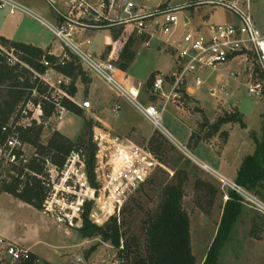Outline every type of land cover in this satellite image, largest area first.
I'll list each match as a JSON object with an SVG mask.
<instances>
[{
  "label": "rangeland",
  "instance_id": "rangeland-1",
  "mask_svg": "<svg viewBox=\"0 0 264 264\" xmlns=\"http://www.w3.org/2000/svg\"><path fill=\"white\" fill-rule=\"evenodd\" d=\"M20 1L50 19L53 17L52 10L44 0ZM160 1L182 5L188 0H151L150 4L157 5ZM251 10L258 28L264 34V0H252ZM179 16L183 31L195 28L203 33L209 25L235 20L229 9L212 5L184 9L179 12ZM186 19L189 24L185 22ZM19 26L29 32L36 43L45 45L51 42L48 49L57 51L53 35L40 23L19 14L11 16L0 7V33L10 36ZM117 31L112 28L90 31L88 36L92 43L87 46L88 50L95 57H100L109 46L116 44ZM133 43L132 49L136 56L125 71V76L131 82L145 83L142 101L148 103L152 81L175 70L176 55L156 44L146 47L141 42ZM4 50L12 61H19V55L14 50L6 47ZM138 51L140 54H137ZM255 66H258L257 63ZM239 67L238 61H234L216 71H204V84L195 89L193 94L183 96L181 102H170L164 113V126L170 133L185 144L195 157L217 171L218 167L206 158L207 151L214 155L221 154L228 142L225 154L234 165L240 156L244 160L255 154L257 144L264 142V93L260 97L249 95L245 76H231ZM84 73L92 83H96L90 97L92 105L84 104L89 101V94L84 87L81 88L79 101L85 109L86 118L97 121L94 130L101 149L100 157L104 161L103 165H106L104 168L96 167V181L100 188L95 192L86 181L85 156H72L63 173L55 170L49 173L46 183L50 196L44 210H38L4 192L0 198V228L5 230L9 238L24 237L26 244H34V250L41 255V260L52 264H120L119 249L111 242L103 241L101 237L86 239L78 232L77 227L82 224L79 202L93 199L95 204L91 217L98 225H104L111 216L117 215L125 223L123 230L128 235L142 238L141 227L146 212L157 208L164 185L180 176L184 179V208L190 216L192 252L196 264H203L217 235L232 188L224 186L216 176L187 157L162 133L166 139L163 151L158 156L150 155L147 146L150 136L155 132L153 125L125 99L119 100L120 114L115 115L112 108L118 101L117 95L104 81L85 70ZM152 74L154 78L150 80ZM259 79L264 81L262 74ZM77 84H82V81L79 80ZM213 89L216 90L215 94L212 93ZM152 102L161 106L164 99L154 97ZM24 110V117L19 120L23 126L36 121L33 118L35 110L28 106ZM228 114L238 115L239 121L222 123L215 132L213 125ZM191 129V138L187 141ZM54 131L76 141L84 133V119L71 112L62 123L57 117L49 118L41 142L46 144ZM224 131L226 137L221 135ZM195 144L201 145L199 149H196ZM35 151L33 145L27 144V159L30 160ZM132 158L127 164V160ZM145 163H149L146 169ZM143 170L150 173L145 182L130 188H125L126 182L122 185L130 176H140ZM1 172L8 180L11 179L10 175H17L10 165L2 166ZM231 175L227 174L233 178ZM122 188H125V193L119 196ZM250 191L264 200V182ZM241 205L242 213L230 229L220 251L218 264H264V214L245 202ZM124 207L127 209L125 214L121 213ZM7 245L0 241V257H5L0 259V264H12Z\"/></svg>",
  "mask_w": 264,
  "mask_h": 264
},
{
  "label": "built area",
  "instance_id": "built-area-1",
  "mask_svg": "<svg viewBox=\"0 0 264 264\" xmlns=\"http://www.w3.org/2000/svg\"><path fill=\"white\" fill-rule=\"evenodd\" d=\"M44 1L53 12L51 19L20 0H0V7L6 9L11 16L19 14L30 17L45 27L53 35V42L60 47V51L48 49V54L57 57L61 64L64 65L74 59L90 75L104 81L118 98L112 108L115 115L120 114L119 100H127L153 125L155 132L164 134L187 157L216 176L224 186L227 185L237 192L243 203L264 214L263 199L195 157L189 148L164 126V113L170 102H181L183 96L191 95L195 89L201 87L204 84L202 78L204 71H216L232 61H238L240 67L232 72L231 76H245L249 95L259 97L263 95L264 81L259 77L260 74H264V34L255 22L251 10L252 0H188L182 5H170L161 1L157 5H152L151 0ZM203 5L225 7L233 12L235 20L209 25L204 33L195 28L183 31L180 27L179 12ZM185 22L189 24V20L186 19ZM107 28L119 30L116 33H120L119 38L122 42L115 40L116 44L109 46L112 50L106 49L97 58L87 48L92 43L88 33ZM131 39L136 43L141 42L146 47L156 44L157 47L172 51L176 55L177 67L169 75L156 77L149 89L151 98L148 103L142 101L145 83L130 82L128 76H125V71L117 64L118 57ZM137 54L140 52L138 51ZM43 63L47 69L40 77L48 85V91L40 97L54 106L50 118L57 117L62 123L68 113L63 104L64 98L74 100L65 88L71 84L72 79L58 71L46 58L43 59ZM255 63L258 66H255ZM33 95H38L36 90ZM159 96L164 99V104L161 106L152 102L154 97ZM27 106L35 110L33 118L41 124L44 114L41 103L35 104L31 101ZM18 125L22 123L18 122ZM2 131L8 135L5 139L0 137V165H10L14 168L21 163H28L29 159L25 155V147L28 143L24 142L15 131L9 132L8 126L3 127ZM97 137L94 130V140L97 144L96 167L104 168L106 165H103L104 161L100 157L101 149ZM147 150L150 155L155 156L149 145ZM72 156L79 157L78 154ZM132 160L133 158L130 161L128 159L127 164ZM46 162L50 174L54 170L59 172L48 159ZM148 167L149 163H145L144 169ZM149 174L143 170L140 176H130L122 185L125 182V188L139 185L148 179ZM86 179L89 182L87 176ZM125 188H122L119 196L125 193ZM97 191L95 189V192ZM84 201L79 202L78 211ZM7 252L12 257V264H17L25 254L12 244L7 245Z\"/></svg>",
  "mask_w": 264,
  "mask_h": 264
},
{
  "label": "trees",
  "instance_id": "trees-1",
  "mask_svg": "<svg viewBox=\"0 0 264 264\" xmlns=\"http://www.w3.org/2000/svg\"><path fill=\"white\" fill-rule=\"evenodd\" d=\"M120 33H116V40ZM133 42L127 43L117 59L119 67L126 71L135 59L136 52L132 49ZM0 137L5 139L7 133L2 131L8 126L9 132L15 131L26 143L36 148V156L28 163L15 166L17 175H10L6 179L0 165V194L5 192L28 203L39 210H44L49 199L46 180H49L47 168L48 159L59 171L66 166L73 154L85 156L86 176L92 188L98 190L96 181L97 144L94 140L96 122L93 118H86L85 109L70 98H64L63 104L68 111L84 119V133L76 140H72L59 131H54L49 141L44 144L41 136L45 123L53 115L54 106L40 97L47 94L48 85L40 77L46 72L47 67L43 59L49 60L60 72L71 77V84L66 88L72 98L78 93L79 80L86 87V92L92 83L87 78L84 69L74 59L66 64H61L55 56L49 55L47 50L31 44L10 40L0 36ZM14 50L19 55V61H12L4 48ZM8 50V51H9ZM108 51L112 48L108 47ZM264 79V74H262ZM152 74L149 79L153 80ZM152 81L151 84H153ZM34 90L38 95L34 96ZM41 103L43 107V122L36 121L26 126L18 125L23 112L29 102ZM238 115H225L213 126L214 131L220 129L222 123L238 120ZM239 121V120H238ZM15 128V129H14ZM222 136H227L224 131ZM166 139L159 132H154L148 144L151 152L158 156L163 151ZM264 182V142L257 144L255 154L247 156L242 163L236 183L248 190H253ZM184 179L174 177L163 187L162 198L154 211L146 212L142 221L141 230L143 237L128 235L123 230L124 222L118 216H111L104 225H98L92 220L93 200H85L79 211L81 226L77 227L83 238L91 239L101 237L103 241L119 249L120 264H196V257L192 252L190 216L184 208ZM242 198L234 190H230V197L224 207L223 216L217 235L210 246L203 264H218L219 255L224 246L230 229L242 213ZM126 207L121 213L125 214ZM131 212V211H130ZM17 264H52L33 252H25Z\"/></svg>",
  "mask_w": 264,
  "mask_h": 264
},
{
  "label": "crops",
  "instance_id": "crops-1",
  "mask_svg": "<svg viewBox=\"0 0 264 264\" xmlns=\"http://www.w3.org/2000/svg\"><path fill=\"white\" fill-rule=\"evenodd\" d=\"M21 24V23H20ZM0 36H4V37H6V38H8V39H10V40H14V41H18V42H23V43H26V44H31V45H34V46H36V47H39V48H42L43 50H47L49 47V44L51 43H48V44H38V43H36L35 41H34V39H33V36L29 33V32H27L26 30H23V28H22V26H19V27H17V29H15L11 34H10V36H6L5 34H3V33H0ZM56 49H57V51H60V47L59 46H57L56 47ZM232 62H234V61H232ZM232 62H230V63H232ZM229 64V63H228ZM131 82V81H130ZM81 85H83L82 87H81ZM95 85H96V83H95V81L93 82V83H91L90 84V86H89V88H88V92H87V94H89L88 96V99H89V101L88 102H84V104H86V103H88L89 105H92V102H91V99H90V97H91V94H92V89L95 87ZM84 87V89L86 88L85 87V85L82 83V84H77V88H78V93H77V95L75 96V98H74V101L76 102V103H78L79 105H81V103H80V101H79V99H80V91H81V88H83ZM215 92H216V90L215 89H213L212 90V93L213 94H215ZM197 100V99H196ZM70 113V111H68V113L67 114H69ZM192 131H193V129H191V131H190V133H189V135H188V139H187V141L188 140H190V138H191V134H192ZM152 136V135H151ZM150 136V137H151ZM198 138V137H197ZM230 139V138H229ZM229 141V140H228ZM227 144H228V142H227ZM227 144H225V148H224V150H223V152L221 153V154H216V155H214L212 152H208L207 151V156H206V158L210 161V162H212V163H214L217 167H218V169H219V172L220 173H222L223 175H225L226 177H228L227 176V174L228 173H230V174H232L231 176L233 177V178H230V177H228L229 179H236V177H237V175H238V171L240 170V168H241V166H242V163H243V158L240 156L239 157V161H238V163L237 164H231V162L227 159V156H226V154H225V152H226V148H227ZM201 145L199 144L198 146H197V144H195V147H197L196 149H199V147H200ZM206 153V152H205ZM205 155V154H204ZM207 164V163H206ZM209 165V164H208ZM210 166V165H209ZM211 167V166H210ZM9 194V193H8ZM11 195V194H10ZM2 196H4V192L3 193H1L0 194V198L2 197ZM13 196V195H12ZM20 200V199H19ZM22 201V200H21ZM23 202V201H22ZM25 203V202H24ZM26 204H28V203H26ZM28 205H30V204H28ZM30 206H32V205H30ZM34 207V206H33ZM39 210V209H38ZM42 211V210H41ZM0 241H2V244H4V243H8V244H12V245H14L15 247H17L18 249H20V250H22V251H24V252H33V253H35V254H37L38 256H41L40 254H38L35 250H34V244L33 245H28V244H26V242H25V238L24 237H20V236H17V237H14V238H9L8 236H7V234H6V232H5V230L4 229H1L0 228ZM3 258H5V257H0V259H3Z\"/></svg>",
  "mask_w": 264,
  "mask_h": 264
}]
</instances>
